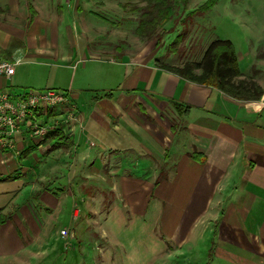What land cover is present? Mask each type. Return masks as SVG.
<instances>
[{"label": "crops", "instance_id": "obj_1", "mask_svg": "<svg viewBox=\"0 0 264 264\" xmlns=\"http://www.w3.org/2000/svg\"><path fill=\"white\" fill-rule=\"evenodd\" d=\"M21 1L0 0V59L59 57L75 65L90 55L86 62L92 64L89 76L80 75L75 87L72 77L68 85L88 94L85 107L72 100L84 113L78 128L65 131L72 146L42 143L27 151L34 144L22 137L13 150L0 151V212L5 216L0 254L15 259L33 249L47 216L64 199L78 197L80 180L103 177L134 211L163 194L190 217L189 210H198L203 201L186 229L177 218L165 230L169 238L188 242L196 223L214 221L218 256L230 264H264V94L240 100L160 68L156 62L164 59L166 44L155 47L154 40L135 35L137 16L114 22L101 14L119 17L124 5H141L140 0H63L73 17L88 14L72 23L75 28L63 22L60 0ZM64 30L71 37L69 49L60 42ZM254 77L264 89L263 78ZM8 79L0 86L5 88ZM173 102L187 106V114L178 116ZM161 167L169 172L159 182ZM77 211L72 208L73 220ZM72 234L71 226H62L61 245Z\"/></svg>", "mask_w": 264, "mask_h": 264}, {"label": "rangeland", "instance_id": "obj_2", "mask_svg": "<svg viewBox=\"0 0 264 264\" xmlns=\"http://www.w3.org/2000/svg\"><path fill=\"white\" fill-rule=\"evenodd\" d=\"M205 1L189 0L184 9L179 0H174L176 4L172 18L163 26L164 30L169 31L164 36L163 42L168 45L176 35L183 32L187 33V37L176 45L177 51L174 53L166 52L164 47L163 60L177 65L186 60H199L211 40L217 37L226 38L231 40L234 46L238 70L245 75H251L256 69L258 73L255 75L264 80V0H217L207 12L185 20L189 11ZM60 3L63 5V0H60ZM90 5L92 8L96 6ZM138 6H140L138 2L129 1L126 8L125 5L123 6L125 14L119 17L105 11L101 14L109 21L122 22L124 16H138V12L129 13ZM63 8L65 10L63 22L71 28H75V24L72 23L78 18H85L88 15L83 12L75 18L71 9L67 10L65 5ZM106 27L110 31L113 30L111 24ZM64 31L60 42L62 48L69 49L71 37L66 30ZM112 42L116 44L119 41ZM88 58L90 55H86L83 62L75 65H73L75 60L67 64L59 57L52 60L38 56L23 58L22 62L14 66L13 76L7 80L6 87L15 93L30 88L40 91L58 87L57 89L68 91L80 108L85 107L83 102L88 94L69 89L68 85L72 77L75 87L80 75H90L92 63L86 62ZM66 65L69 67L66 68ZM76 65L78 68L74 72ZM84 82L89 83L88 80L80 83ZM77 94L78 99L75 97ZM80 108L78 111L83 116L84 113ZM41 117V120L52 118L46 115ZM74 127L76 128L77 125ZM159 170L168 171L167 167L166 169L161 167ZM100 171L103 172V169ZM165 178L167 177L160 176L159 182L166 180ZM172 178L170 176L168 179L172 180ZM82 181L80 180L79 183L78 197L64 199L62 206L55 209L51 216H47L48 222L44 226L40 240L33 244L35 247L19 254L15 259L0 254V264H230L223 260V257L218 256L217 233L214 230L217 227L214 221L205 220L202 224L196 223L192 229V238L188 242L186 238L183 243L176 238H169L165 231L177 218L178 226L186 229V224L191 223L194 214L204 206L203 201L198 206V210H194L195 208L189 210L190 213H194L190 215L191 220L186 216V211L178 209L176 204L163 194L150 197L143 211H134L131 205L122 201L123 197L119 198L116 190L114 193L111 192L110 184L104 181L103 177L89 179L88 183L85 182L86 180ZM181 186L185 189L186 182H181ZM92 187L96 189L94 192ZM226 187L228 190L230 185ZM99 190H103L104 193ZM208 193L212 192L208 190ZM228 193L230 194L231 191L228 190L226 194ZM168 197L170 198L169 195ZM184 201L185 199L179 203ZM222 204L225 206L226 203L222 202ZM74 207L78 209V218L73 220L71 211ZM42 213L45 212H40V215ZM182 213L185 216L181 215ZM62 226H71L73 231V238L68 237L63 245L58 236ZM28 238L23 237V242L28 241Z\"/></svg>", "mask_w": 264, "mask_h": 264}, {"label": "trees", "instance_id": "obj_3", "mask_svg": "<svg viewBox=\"0 0 264 264\" xmlns=\"http://www.w3.org/2000/svg\"><path fill=\"white\" fill-rule=\"evenodd\" d=\"M140 2L142 3L140 6L133 8L138 12L134 29L135 35L147 41L155 40V47L163 46V38L169 32L164 30L163 26L172 18L176 2L174 0H140ZM179 2L182 5L181 7L185 9L189 0H179ZM216 2L217 0H206L189 11L185 20L191 19L199 13L207 12ZM185 37H187L186 32L176 35L172 42L164 46L166 52H176V45L183 42ZM156 64L160 68L175 73L191 82L212 85L229 97L236 99L258 100L264 93L263 87L257 83L258 81L254 77L258 70L254 69L253 75H244L238 70L234 46L231 40L226 38L217 37L211 40L199 60H186L180 65L171 64L165 60H157ZM172 106L178 116L187 114V106H182L176 102H173ZM72 142L71 135L61 129L49 132L42 141L43 144L50 143L52 148L66 149L73 145ZM36 147V145H32L27 151ZM160 175L161 177L165 176V173L161 171ZM4 220L5 216L0 212V224Z\"/></svg>", "mask_w": 264, "mask_h": 264}, {"label": "built area", "instance_id": "obj_4", "mask_svg": "<svg viewBox=\"0 0 264 264\" xmlns=\"http://www.w3.org/2000/svg\"><path fill=\"white\" fill-rule=\"evenodd\" d=\"M20 62L19 58H1L0 81L10 78L14 66ZM44 115L52 118L41 120ZM81 119L80 112L72 103V95L66 90L30 88L15 93L3 86L0 88V151L13 150L16 140L22 137L39 146L49 132L57 129L68 131L80 124ZM60 232L67 233L65 229Z\"/></svg>", "mask_w": 264, "mask_h": 264}]
</instances>
